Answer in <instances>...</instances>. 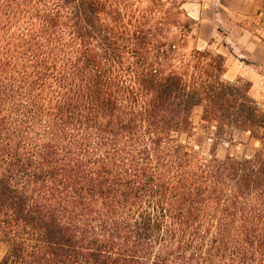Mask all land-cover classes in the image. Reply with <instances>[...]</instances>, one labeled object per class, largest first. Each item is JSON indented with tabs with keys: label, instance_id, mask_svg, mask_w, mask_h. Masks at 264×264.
<instances>
[{
	"label": "trees",
	"instance_id": "1",
	"mask_svg": "<svg viewBox=\"0 0 264 264\" xmlns=\"http://www.w3.org/2000/svg\"><path fill=\"white\" fill-rule=\"evenodd\" d=\"M159 4L0 0V264H264V110Z\"/></svg>",
	"mask_w": 264,
	"mask_h": 264
},
{
	"label": "rangeland",
	"instance_id": "2",
	"mask_svg": "<svg viewBox=\"0 0 264 264\" xmlns=\"http://www.w3.org/2000/svg\"><path fill=\"white\" fill-rule=\"evenodd\" d=\"M131 1L140 6L148 4V0ZM156 1L164 9L177 6L182 13L181 18L190 22L184 52L208 49L222 54L224 78L231 82H248L250 95L264 110V0ZM201 113L202 109L196 107L192 119L197 133L203 135L201 147L207 151L211 147L210 137L215 128L201 122ZM228 129L226 138L218 145V155L251 156L259 142L251 138L249 131ZM189 141L199 147L194 138ZM6 249V245L1 243L0 261Z\"/></svg>",
	"mask_w": 264,
	"mask_h": 264
}]
</instances>
